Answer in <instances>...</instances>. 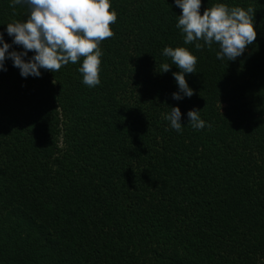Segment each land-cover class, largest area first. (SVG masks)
I'll return each instance as SVG.
<instances>
[{
    "label": "trees",
    "instance_id": "trees-1",
    "mask_svg": "<svg viewBox=\"0 0 264 264\" xmlns=\"http://www.w3.org/2000/svg\"><path fill=\"white\" fill-rule=\"evenodd\" d=\"M110 2L100 85L83 83L82 59L0 71V264H264V0H202L201 15L255 10L257 39L235 61L184 44L175 0ZM11 3L0 33L23 52L7 24L31 9ZM165 47L197 57L192 97L172 98ZM175 107L179 133L164 118ZM193 109L211 127L193 129Z\"/></svg>",
    "mask_w": 264,
    "mask_h": 264
},
{
    "label": "clouds",
    "instance_id": "clouds-1",
    "mask_svg": "<svg viewBox=\"0 0 264 264\" xmlns=\"http://www.w3.org/2000/svg\"><path fill=\"white\" fill-rule=\"evenodd\" d=\"M22 4L30 7V15L25 22L7 24V34L13 37V44L22 46L24 51L9 52L11 45L4 42L0 33V71L7 70L4 62L11 59L22 77H40L41 69L55 73L82 59L78 71L83 83L90 88L100 85L103 55L100 45L115 36L111 25L116 23L118 16L110 0H12L13 15L15 7ZM175 4L182 10L176 27L184 36V44H194L197 50L218 44L217 59L235 61L257 39L255 10L251 7L245 10L217 3L201 15L202 0H175ZM28 52L35 54L25 61ZM162 54L171 58L172 65L179 69L172 73L179 88L172 98L192 97L194 91L185 75L196 72L197 57L185 47H165ZM160 68L161 73L171 70L168 63H162ZM200 112L193 109L187 113L191 127L198 130L211 127L200 118ZM181 116L180 109L175 107L164 117L178 133L183 128Z\"/></svg>",
    "mask_w": 264,
    "mask_h": 264
}]
</instances>
